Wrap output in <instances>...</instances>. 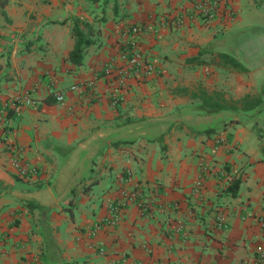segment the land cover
<instances>
[{"label":"crops","instance_id":"obj_1","mask_svg":"<svg viewBox=\"0 0 264 264\" xmlns=\"http://www.w3.org/2000/svg\"><path fill=\"white\" fill-rule=\"evenodd\" d=\"M198 1L0 0V264H250L264 249V1L174 27ZM75 27L92 41L79 65ZM134 50L158 73L131 75ZM13 147L36 179L16 177Z\"/></svg>","mask_w":264,"mask_h":264},{"label":"built area","instance_id":"obj_2","mask_svg":"<svg viewBox=\"0 0 264 264\" xmlns=\"http://www.w3.org/2000/svg\"><path fill=\"white\" fill-rule=\"evenodd\" d=\"M226 3V0H201L196 2L193 5V9L188 12H184L182 16H179L174 21V27H179L183 24L184 20H194L196 18H199L201 21H207L212 18H214V15L216 12L224 6ZM140 26H132L129 28L130 32L133 34H137L141 32ZM128 70L129 73L133 76L143 77V76H149L151 74L158 73V69L156 66L146 60L143 55L138 50L132 51L130 54V57L128 59ZM109 69H113V66H109ZM121 80V79H120ZM120 82L123 83V80ZM113 103H118V97L114 95L113 97ZM55 99L57 102H62L63 97L61 94H57L55 96ZM31 99H26L25 104L30 105ZM10 165L16 175L17 178L21 180H30V179H36L39 175V169L35 166H32L30 164H20V149L13 147L10 148ZM202 187V180L198 179L194 184V193H197L199 189ZM140 197L139 193L136 190H131L128 195L126 196V200L124 201H117L108 206V212L107 215L101 218L100 220L96 221L90 230V235L95 236L98 232L101 230H105L108 228H113L116 226L119 222L120 212L122 210V207L127 203V201H133ZM255 222L257 223V226L259 228L260 232L264 233V215L257 216L255 218ZM217 226L219 228H225V221L222 217H217ZM256 256L255 258L250 262V264H264V249L263 247L259 246L256 250Z\"/></svg>","mask_w":264,"mask_h":264},{"label":"trees","instance_id":"obj_3","mask_svg":"<svg viewBox=\"0 0 264 264\" xmlns=\"http://www.w3.org/2000/svg\"><path fill=\"white\" fill-rule=\"evenodd\" d=\"M264 1V0H263ZM72 34L76 38L75 47L69 55L70 61L74 64L79 65L83 58L84 49L92 43L90 40H86L83 34L75 27L72 31ZM192 99H198L201 101V107L208 109L209 111L221 110L225 108V104L227 103L224 99V96L221 92H206L204 89L199 88L197 91L191 93ZM46 103L55 102V97L53 95H49L45 98ZM237 103V102H234ZM245 104H252L250 101ZM239 180H233L230 184V192L235 194L239 187Z\"/></svg>","mask_w":264,"mask_h":264},{"label":"rangeland","instance_id":"obj_4","mask_svg":"<svg viewBox=\"0 0 264 264\" xmlns=\"http://www.w3.org/2000/svg\"><path fill=\"white\" fill-rule=\"evenodd\" d=\"M196 87L195 86H193L192 88H189L190 90H194Z\"/></svg>","mask_w":264,"mask_h":264}]
</instances>
